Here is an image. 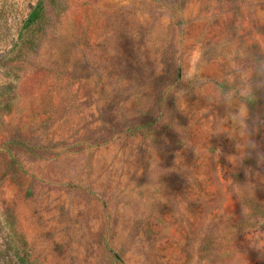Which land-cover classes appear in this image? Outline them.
I'll list each match as a JSON object with an SVG mask.
<instances>
[{"label":"rangeland","instance_id":"374dc122","mask_svg":"<svg viewBox=\"0 0 264 264\" xmlns=\"http://www.w3.org/2000/svg\"><path fill=\"white\" fill-rule=\"evenodd\" d=\"M37 1L0 0V264H264V0H66L19 51Z\"/></svg>","mask_w":264,"mask_h":264},{"label":"trees","instance_id":"16d2710c","mask_svg":"<svg viewBox=\"0 0 264 264\" xmlns=\"http://www.w3.org/2000/svg\"><path fill=\"white\" fill-rule=\"evenodd\" d=\"M66 2V0H38L36 2L21 29L19 36L20 42L18 43L19 51H23L25 49H37L40 42V36L48 28L51 17L50 13L61 10L65 7ZM13 87V85H7L0 89V114L10 113L14 109L13 101L5 98V96L14 92ZM249 162L250 160H246L244 164L249 166ZM234 177L237 180H241L242 175L240 173H236ZM261 202L264 204V199L261 200ZM261 214H264V212L262 211ZM261 219L262 218L258 216L249 221L247 225L250 227L259 225ZM23 244H25V242H23ZM16 249L19 250L18 248ZM111 254L114 261L118 264L123 263L119 255L114 254L113 252H111ZM21 257L22 256H19V259ZM17 264H35V262L30 258H21Z\"/></svg>","mask_w":264,"mask_h":264}]
</instances>
